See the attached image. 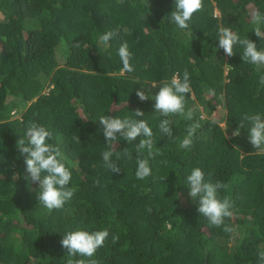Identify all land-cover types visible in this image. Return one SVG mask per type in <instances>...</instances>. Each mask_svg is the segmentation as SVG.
I'll list each match as a JSON object with an SVG mask.
<instances>
[{"label": "trees", "instance_id": "16d2710c", "mask_svg": "<svg viewBox=\"0 0 264 264\" xmlns=\"http://www.w3.org/2000/svg\"><path fill=\"white\" fill-rule=\"evenodd\" d=\"M174 10L175 0H0V264H67L66 233L104 229L109 237L91 258L97 264H264V149L250 144L243 119L264 117V65L244 62L239 44L232 57L218 45L219 29L229 27L264 50L251 16L264 14V0H203L185 30L172 21ZM108 31L116 35L105 47L99 37ZM124 42L134 71L121 74ZM185 69L192 89L185 113L191 109L193 119L167 117L168 137L154 100L142 102L136 91L154 96L173 75L183 80ZM137 108L143 117H135ZM100 116L146 120L160 152L138 154L142 137H118L112 160L121 171L112 173L102 158ZM29 122L52 133L49 143L64 154L68 187L76 189L51 212L37 201L38 185L16 148ZM197 122L191 149H182ZM137 159L149 160L146 179L136 178ZM196 167L206 182L230 184L219 196L234 202L225 219L233 233L198 213L187 187Z\"/></svg>", "mask_w": 264, "mask_h": 264}, {"label": "clouds", "instance_id": "9594fccd", "mask_svg": "<svg viewBox=\"0 0 264 264\" xmlns=\"http://www.w3.org/2000/svg\"><path fill=\"white\" fill-rule=\"evenodd\" d=\"M203 9V0H175V10L171 12L172 21L181 29H189V22L193 14ZM252 22L256 25L254 28L255 35L260 38L264 35L262 26H264V14L258 10L252 14ZM116 35L113 31H108L99 37L100 42L108 47L109 41ZM192 36V33H191ZM243 47V61L253 65H264V50H258L255 42L248 38H241L237 33L233 32L229 27H221L219 29V48L224 51L226 56L234 55L233 48L236 45ZM118 55L122 62L121 74L130 73L134 68L130 61L133 53L129 50L127 42H124L118 49ZM260 83L264 84V75L260 77ZM152 88L157 85L152 84ZM190 74L185 69L183 80L179 79V74L173 75L171 82H163L159 86V91L153 96L151 89L137 90L136 95L140 101L154 100V111L159 116L165 117L158 124L159 131L168 136H172L171 120L167 117L173 115L184 116L187 120L193 119L192 110L189 109L185 113L186 94L191 93ZM209 96L215 95L214 89H208ZM135 117H143L144 112L137 108L134 111ZM244 120L250 123L248 129V140L250 144L257 150L264 149V117L260 114L245 115ZM99 124L103 128V135L107 140L108 150L102 152L104 166L112 173L121 171L118 164L112 160V156L116 151L115 141L118 137L123 138L127 142L136 141V152L142 153L145 150L149 157L158 154L160 150L156 148L154 143L153 129L144 119L131 118H113L111 116H100ZM200 127L199 123H193L187 128V135L180 143L182 149L190 150L194 143L196 130ZM243 123L239 124L232 135L240 136V129ZM52 133L43 125L35 122H29L26 126L24 137L16 142V148L24 157L26 164V172L28 173L32 183L38 185V194L36 199L41 206L49 212L62 208L69 201L76 189L68 187L70 184L72 173L66 166L65 157L61 149L49 143ZM79 141V137H77ZM124 155L129 159L131 154L127 148ZM119 158V157H118ZM138 167L136 169V178L138 180L146 179L151 175V168L148 159H137ZM98 183V182H97ZM187 187L191 200L198 202L197 211L206 217L211 225L216 227L223 226L225 233H233L235 228L225 223L226 218H232L234 215V202L230 197L220 198L219 192L230 189V184L217 180L215 183L205 181L204 171L196 167L187 176ZM109 237L107 229L98 231L77 230L68 232L63 236L61 245L67 250V264H86L84 259H73L74 257H88L87 264H97V261L91 259L97 250L104 246L105 241ZM118 240L117 236L112 237V242ZM259 259L264 260V251L259 253Z\"/></svg>", "mask_w": 264, "mask_h": 264}, {"label": "rangeland", "instance_id": "374dc122", "mask_svg": "<svg viewBox=\"0 0 264 264\" xmlns=\"http://www.w3.org/2000/svg\"><path fill=\"white\" fill-rule=\"evenodd\" d=\"M220 113V111H217L214 115L219 116ZM221 126L224 127V123H221Z\"/></svg>", "mask_w": 264, "mask_h": 264}]
</instances>
